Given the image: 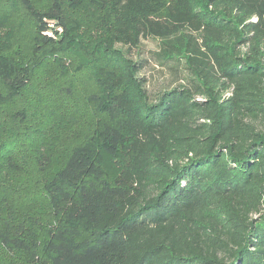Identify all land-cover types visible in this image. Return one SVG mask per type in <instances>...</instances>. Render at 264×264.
Listing matches in <instances>:
<instances>
[{"label":"trees","instance_id":"1","mask_svg":"<svg viewBox=\"0 0 264 264\" xmlns=\"http://www.w3.org/2000/svg\"><path fill=\"white\" fill-rule=\"evenodd\" d=\"M0 264H264V0H0Z\"/></svg>","mask_w":264,"mask_h":264},{"label":"rangeland","instance_id":"2","mask_svg":"<svg viewBox=\"0 0 264 264\" xmlns=\"http://www.w3.org/2000/svg\"><path fill=\"white\" fill-rule=\"evenodd\" d=\"M157 14L158 16H162L164 13V6L157 8ZM28 36L24 37V41H27ZM21 46L23 48L24 45L21 43ZM121 48V46H119ZM123 49H126L129 57L133 59L134 61H143L145 64V67L141 71L140 75L145 76L148 79L149 82V87L148 91L151 95H157L165 90H168L170 88L178 86L182 82V77H185L187 73L185 72L184 68L181 67L180 73H181V78L177 77L174 75L173 71L168 70L167 68H161L157 65V62L155 61L154 58V53L159 49V41L155 38L149 37V38H143L141 40V43L138 48H133L128 50V46L123 47ZM29 91L25 94V100H36L38 96V92L41 91V85H37L35 83L34 85L29 86ZM19 112L14 119L13 117L11 118V121L14 122L15 124L16 121H21V110L23 113H28L32 117V125L36 124V117L33 115V110L27 109L25 105H21L19 107ZM15 120V121H14ZM121 158H125L124 155H121ZM55 161V160H54ZM104 164L105 167L108 171V173L112 176L115 177L117 175V170L115 166L110 162L108 158L104 159Z\"/></svg>","mask_w":264,"mask_h":264}]
</instances>
